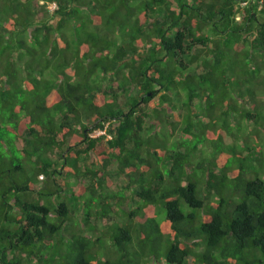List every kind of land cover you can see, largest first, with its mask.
Returning <instances> with one entry per match:
<instances>
[{
	"label": "trees",
	"instance_id": "1",
	"mask_svg": "<svg viewBox=\"0 0 264 264\" xmlns=\"http://www.w3.org/2000/svg\"><path fill=\"white\" fill-rule=\"evenodd\" d=\"M260 1L0 0V264H264Z\"/></svg>",
	"mask_w": 264,
	"mask_h": 264
},
{
	"label": "clouds",
	"instance_id": "2",
	"mask_svg": "<svg viewBox=\"0 0 264 264\" xmlns=\"http://www.w3.org/2000/svg\"><path fill=\"white\" fill-rule=\"evenodd\" d=\"M57 7H56V5L55 4H51L50 6H49V11L50 12H53L55 9H56ZM96 133V134H95ZM104 132H102V131H96V132H94L91 136L92 137H96V136H99V135H102ZM104 241V247L106 248V250H108V247H109V241H108V239L106 238L105 240H103ZM115 255L116 254H114V258H115Z\"/></svg>",
	"mask_w": 264,
	"mask_h": 264
},
{
	"label": "built area",
	"instance_id": "3",
	"mask_svg": "<svg viewBox=\"0 0 264 264\" xmlns=\"http://www.w3.org/2000/svg\"><path fill=\"white\" fill-rule=\"evenodd\" d=\"M260 3H261L260 8L264 7V0H261Z\"/></svg>",
	"mask_w": 264,
	"mask_h": 264
},
{
	"label": "rangeland",
	"instance_id": "4",
	"mask_svg": "<svg viewBox=\"0 0 264 264\" xmlns=\"http://www.w3.org/2000/svg\"><path fill=\"white\" fill-rule=\"evenodd\" d=\"M248 129H250V126H249V127H247V129H246V130L248 131ZM247 131H246V133H248ZM95 134H96V133H95Z\"/></svg>",
	"mask_w": 264,
	"mask_h": 264
}]
</instances>
